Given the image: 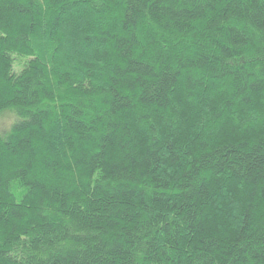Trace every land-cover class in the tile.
I'll use <instances>...</instances> for the list:
<instances>
[{"label":"trees","instance_id":"obj_1","mask_svg":"<svg viewBox=\"0 0 264 264\" xmlns=\"http://www.w3.org/2000/svg\"><path fill=\"white\" fill-rule=\"evenodd\" d=\"M0 264H264V0H0Z\"/></svg>","mask_w":264,"mask_h":264},{"label":"rangeland","instance_id":"obj_2","mask_svg":"<svg viewBox=\"0 0 264 264\" xmlns=\"http://www.w3.org/2000/svg\"><path fill=\"white\" fill-rule=\"evenodd\" d=\"M5 125V118H0V128Z\"/></svg>","mask_w":264,"mask_h":264}]
</instances>
